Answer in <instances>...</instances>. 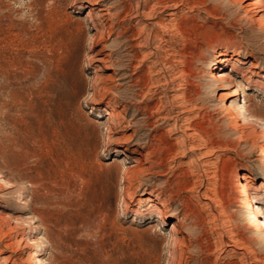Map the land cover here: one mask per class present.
<instances>
[{
	"label": "rangeland",
	"instance_id": "374dc122",
	"mask_svg": "<svg viewBox=\"0 0 264 264\" xmlns=\"http://www.w3.org/2000/svg\"><path fill=\"white\" fill-rule=\"evenodd\" d=\"M252 62L245 0H0V264H264Z\"/></svg>",
	"mask_w": 264,
	"mask_h": 264
},
{
	"label": "bare ground",
	"instance_id": "6f19581e",
	"mask_svg": "<svg viewBox=\"0 0 264 264\" xmlns=\"http://www.w3.org/2000/svg\"><path fill=\"white\" fill-rule=\"evenodd\" d=\"M88 1L91 5L98 3V0H88ZM93 9L94 8H92L91 10L93 11ZM245 9L247 12L253 13L257 17V21L262 26H264V3H262V0H245ZM138 11H140V9ZM121 13L122 12L119 11V12H117V15L120 16ZM222 57L223 58H221L220 61L223 63V65L220 67H216L213 71H211L209 74V77L211 78V80H213V83H212L213 86H215L218 89L223 90L221 92L222 97L228 98V97H231L233 95H237L236 87L238 86V83L236 82V75L240 74L241 70L237 66V63H235V61H233L234 58H232V57L229 59L225 58L224 54L222 55ZM257 67H259V63L258 62H252V64L250 65V68L245 73L242 74L241 78L245 82L249 83L250 85H255V86H258L259 88H264L263 84L257 83L256 80H254L252 77L253 72H254L253 69L257 68ZM237 103H239V102H237ZM241 107H243V106H241ZM231 110L232 109L228 108L229 112H231ZM96 122H97V126H98V124H101V125L103 124V122H101L100 120H98V121L96 120ZM251 208H252L254 215H255V223H256L257 227L264 231V207L260 203V198L258 197L257 194H254L253 196H251ZM150 211L151 212L156 211V212H159L160 214L164 213L163 208L161 206H157V205L155 207H153ZM253 219H254V217H253ZM36 241L37 240H35L33 242H36ZM32 259H33V262L39 261L37 250L32 252Z\"/></svg>",
	"mask_w": 264,
	"mask_h": 264
}]
</instances>
